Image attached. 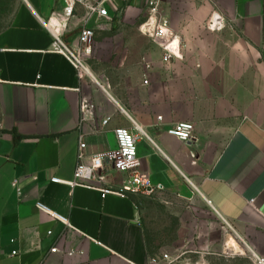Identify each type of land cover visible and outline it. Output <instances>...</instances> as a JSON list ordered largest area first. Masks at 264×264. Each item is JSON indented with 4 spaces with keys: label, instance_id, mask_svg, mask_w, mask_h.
Masks as SVG:
<instances>
[{
    "label": "crops",
    "instance_id": "obj_1",
    "mask_svg": "<svg viewBox=\"0 0 264 264\" xmlns=\"http://www.w3.org/2000/svg\"><path fill=\"white\" fill-rule=\"evenodd\" d=\"M167 2L168 28L180 41V58L169 62L144 47L141 32L108 29L78 75L51 51L62 0H20L0 29V264H148L162 254L150 196L103 198L67 184L79 136L90 154L113 150L116 128L139 137L138 170L163 187L159 194L199 200L264 260V0ZM120 3L105 4L113 23L121 22ZM214 11L224 27L211 32ZM88 16L76 6L66 45L77 44L84 26L95 28ZM101 55L114 63L99 67ZM83 100L94 114L80 122ZM178 123L193 125L190 141L167 134ZM106 172L104 187L121 189L126 174Z\"/></svg>",
    "mask_w": 264,
    "mask_h": 264
},
{
    "label": "built area",
    "instance_id": "obj_2",
    "mask_svg": "<svg viewBox=\"0 0 264 264\" xmlns=\"http://www.w3.org/2000/svg\"><path fill=\"white\" fill-rule=\"evenodd\" d=\"M64 3L63 11L60 14H53L56 20V25H53L49 31L52 36L51 51L62 55L77 71L78 75L87 72V67L82 61V55L90 53V44L94 37V30L84 26L81 29L77 44L74 46L75 52H72L66 45L62 36L66 31L68 22L73 16L77 5H82L88 12L89 16L84 23L92 17H96L97 22L109 23L110 17L105 4L110 0H62ZM163 0H145L149 10V18L141 27V32H145L154 43H157L162 51V61L169 62L171 59L180 58V41L174 37L168 28V21L159 15L160 5ZM206 27L211 32L220 31L224 27V21L218 11H214L206 22ZM144 84L147 81L144 80ZM82 122L87 117H92L94 114V106L86 100H83L80 105ZM160 120V118H158ZM109 119L102 122L105 126ZM194 127L190 123H178L169 128L166 132L169 136L178 139L181 142H188L191 139ZM116 147L113 150L97 152L90 154L87 152L86 144L83 136L78 138V148L76 152V168L73 175V180L67 183L70 187H83L86 189L97 190L104 198L107 195H116L125 197L126 194L152 196L163 191L161 185L153 184L145 173L138 170L139 162L137 160L136 143L138 136H135L130 129L116 128L113 131ZM141 137V135H139ZM106 169L114 173H125L126 180L123 187L119 190L104 187L106 182ZM52 183H61L58 179H52ZM14 181L13 185L16 186ZM39 211L49 214L54 219L62 222L69 227L65 219L50 212L40 204H37ZM57 248H52L50 253H57ZM16 253L14 252L13 255ZM73 251L67 252V255H73ZM259 264H264L263 259L256 258ZM173 260L170 255L162 253L150 258L148 264H172Z\"/></svg>",
    "mask_w": 264,
    "mask_h": 264
},
{
    "label": "rangeland",
    "instance_id": "obj_3",
    "mask_svg": "<svg viewBox=\"0 0 264 264\" xmlns=\"http://www.w3.org/2000/svg\"><path fill=\"white\" fill-rule=\"evenodd\" d=\"M119 1L121 2V22L119 24L113 23V19L109 23L97 22L93 29L94 37L90 48L96 41V37L101 36L104 30H136L141 32V27L149 18V10L145 0ZM19 2L20 0H5L6 10L0 13V29L8 24L11 14ZM169 12V3L167 0H163L159 15L166 19ZM141 33L144 39V47L153 45L159 48L157 43H154L145 32ZM68 48L75 52L76 48L70 45ZM104 51L101 49V53ZM105 52V57L108 58L109 48ZM88 55L90 53L82 55V61L86 67ZM101 59L99 67L109 66L114 63L115 56H111V63H105L102 55ZM100 70L97 71L103 73V70ZM105 73L108 74L109 72L106 71ZM98 79L100 82L103 81L101 76ZM107 88L110 89V87ZM150 197L149 205L151 213H153L150 224L155 227L159 237V253L170 255L175 260L172 264H259L256 257H260V253L254 251L250 245L246 246L236 235L232 234L229 228L199 200L180 201L173 196H170L169 199L165 194L159 193ZM169 200L170 207L167 205ZM229 238L235 241V246H228L227 248V242H230ZM253 251L256 253L253 254Z\"/></svg>",
    "mask_w": 264,
    "mask_h": 264
},
{
    "label": "trees",
    "instance_id": "obj_4",
    "mask_svg": "<svg viewBox=\"0 0 264 264\" xmlns=\"http://www.w3.org/2000/svg\"><path fill=\"white\" fill-rule=\"evenodd\" d=\"M6 10L5 0H0V13Z\"/></svg>",
    "mask_w": 264,
    "mask_h": 264
},
{
    "label": "bare ground",
    "instance_id": "obj_5",
    "mask_svg": "<svg viewBox=\"0 0 264 264\" xmlns=\"http://www.w3.org/2000/svg\"><path fill=\"white\" fill-rule=\"evenodd\" d=\"M227 246H235V243H234V241L233 240H230V242L228 243V245Z\"/></svg>",
    "mask_w": 264,
    "mask_h": 264
}]
</instances>
